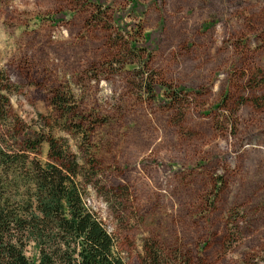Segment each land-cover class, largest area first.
<instances>
[{
	"label": "rangeland",
	"instance_id": "1",
	"mask_svg": "<svg viewBox=\"0 0 264 264\" xmlns=\"http://www.w3.org/2000/svg\"><path fill=\"white\" fill-rule=\"evenodd\" d=\"M137 2L0 0L14 120L76 154L126 264H264V0ZM127 32L166 95L143 91L140 57L109 65ZM178 89L203 94L175 106ZM58 90L85 128L61 117Z\"/></svg>",
	"mask_w": 264,
	"mask_h": 264
},
{
	"label": "trees",
	"instance_id": "2",
	"mask_svg": "<svg viewBox=\"0 0 264 264\" xmlns=\"http://www.w3.org/2000/svg\"><path fill=\"white\" fill-rule=\"evenodd\" d=\"M132 3L137 10L140 4ZM127 33L124 55L128 57L116 55L109 65L140 57L143 91L153 100L166 95V85L158 82L151 67V56L144 58V51L141 58L135 36ZM140 37L151 41L150 34L140 33ZM263 79L258 84H264ZM7 93L11 84L0 70V264H126L115 251L114 237L86 203V187L79 181L85 172L76 154L63 139L33 135L14 120ZM192 93L203 94L178 89L171 94V102L181 106ZM69 100L68 92L58 90L52 103L62 118L79 116L78 126L85 128V120ZM219 107L228 109L227 100ZM230 123L235 127V122ZM44 144L48 145L46 161L40 157ZM150 254L161 262L157 250Z\"/></svg>",
	"mask_w": 264,
	"mask_h": 264
}]
</instances>
